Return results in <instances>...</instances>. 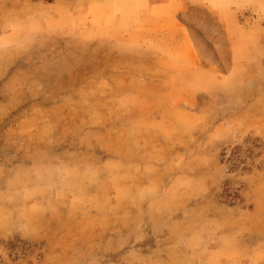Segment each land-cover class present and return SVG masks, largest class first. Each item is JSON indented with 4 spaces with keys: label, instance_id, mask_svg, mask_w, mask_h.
<instances>
[{
    "label": "rangeland",
    "instance_id": "1",
    "mask_svg": "<svg viewBox=\"0 0 264 264\" xmlns=\"http://www.w3.org/2000/svg\"><path fill=\"white\" fill-rule=\"evenodd\" d=\"M0 264H264V0H0Z\"/></svg>",
    "mask_w": 264,
    "mask_h": 264
}]
</instances>
